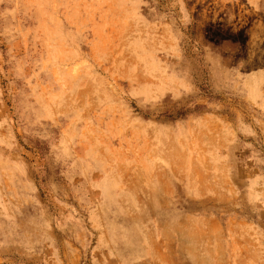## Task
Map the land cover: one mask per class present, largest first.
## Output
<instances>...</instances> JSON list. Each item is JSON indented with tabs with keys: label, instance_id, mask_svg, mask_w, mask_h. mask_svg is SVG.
<instances>
[{
	"label": "rangeland",
	"instance_id": "rangeland-1",
	"mask_svg": "<svg viewBox=\"0 0 264 264\" xmlns=\"http://www.w3.org/2000/svg\"><path fill=\"white\" fill-rule=\"evenodd\" d=\"M0 264H264V0H0Z\"/></svg>",
	"mask_w": 264,
	"mask_h": 264
}]
</instances>
